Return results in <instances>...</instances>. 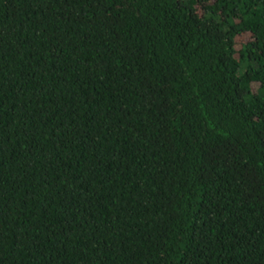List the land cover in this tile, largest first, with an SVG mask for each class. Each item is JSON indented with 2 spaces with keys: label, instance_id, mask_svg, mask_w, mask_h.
Listing matches in <instances>:
<instances>
[{
  "label": "trees",
  "instance_id": "obj_1",
  "mask_svg": "<svg viewBox=\"0 0 264 264\" xmlns=\"http://www.w3.org/2000/svg\"><path fill=\"white\" fill-rule=\"evenodd\" d=\"M0 264H264V0H0Z\"/></svg>",
  "mask_w": 264,
  "mask_h": 264
}]
</instances>
